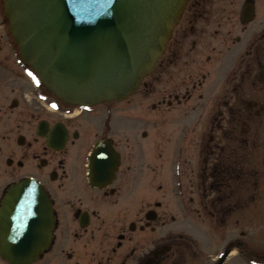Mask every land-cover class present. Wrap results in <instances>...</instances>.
<instances>
[{"label": "flooded vegetation", "instance_id": "af4514ba", "mask_svg": "<svg viewBox=\"0 0 264 264\" xmlns=\"http://www.w3.org/2000/svg\"><path fill=\"white\" fill-rule=\"evenodd\" d=\"M137 92L152 133H127L135 100L54 99L19 59L0 0V198L30 177L55 215L32 264H264V0H188ZM101 139L118 163L92 186Z\"/></svg>", "mask_w": 264, "mask_h": 264}, {"label": "water", "instance_id": "95a60500", "mask_svg": "<svg viewBox=\"0 0 264 264\" xmlns=\"http://www.w3.org/2000/svg\"><path fill=\"white\" fill-rule=\"evenodd\" d=\"M186 1L3 0V6L20 56L39 81L66 103L91 106L136 91ZM104 149L99 142L94 150ZM50 211L34 180L8 187L0 204V254L10 264L38 258L51 237Z\"/></svg>", "mask_w": 264, "mask_h": 264}, {"label": "rangeland", "instance_id": "374dc122", "mask_svg": "<svg viewBox=\"0 0 264 264\" xmlns=\"http://www.w3.org/2000/svg\"><path fill=\"white\" fill-rule=\"evenodd\" d=\"M132 99L135 100V102L132 105H130L131 108L127 110V115L129 116V115L135 114V112H133L134 110L137 111L138 109H141L140 110L141 115L146 114V116L142 115V118H140V122L136 121L132 117L133 115L130 117L126 116L125 117V123H126L125 127H126L127 133H135V132L138 133V131H141V130H146L147 133H152L154 127L151 125L150 122H147L148 117H150L149 113L145 110V107L138 106L139 101H143L142 97L135 95V97H133ZM143 102L145 103L150 102V98L146 99V101H143ZM101 107L102 106H99L98 108H101Z\"/></svg>", "mask_w": 264, "mask_h": 264}]
</instances>
